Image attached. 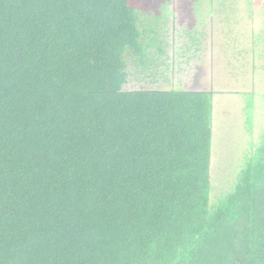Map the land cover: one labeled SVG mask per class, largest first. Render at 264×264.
Returning a JSON list of instances; mask_svg holds the SVG:
<instances>
[{
	"label": "trees",
	"instance_id": "16d2710c",
	"mask_svg": "<svg viewBox=\"0 0 264 264\" xmlns=\"http://www.w3.org/2000/svg\"><path fill=\"white\" fill-rule=\"evenodd\" d=\"M136 1L0 0V264H264V143L211 204L212 91L123 89Z\"/></svg>",
	"mask_w": 264,
	"mask_h": 264
},
{
	"label": "rangeland",
	"instance_id": "374dc122",
	"mask_svg": "<svg viewBox=\"0 0 264 264\" xmlns=\"http://www.w3.org/2000/svg\"><path fill=\"white\" fill-rule=\"evenodd\" d=\"M146 66L126 55L125 90L212 91L210 203L264 143V0H137ZM155 10H157L155 12Z\"/></svg>",
	"mask_w": 264,
	"mask_h": 264
}]
</instances>
